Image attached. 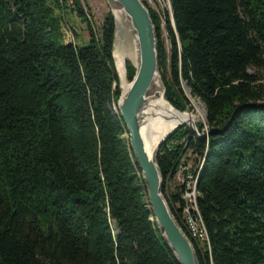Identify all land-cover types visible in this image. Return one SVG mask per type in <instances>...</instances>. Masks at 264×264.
<instances>
[{
	"label": "trees",
	"instance_id": "1",
	"mask_svg": "<svg viewBox=\"0 0 264 264\" xmlns=\"http://www.w3.org/2000/svg\"><path fill=\"white\" fill-rule=\"evenodd\" d=\"M168 3V53L149 10L166 109H187L184 83L206 130L179 126L160 143L161 193L182 227L174 175L189 165L208 236L185 233L197 264H264V0ZM67 10L84 45L65 38ZM87 16L79 0H0V264H178L117 109L114 16L100 32Z\"/></svg>",
	"mask_w": 264,
	"mask_h": 264
},
{
	"label": "water",
	"instance_id": "2",
	"mask_svg": "<svg viewBox=\"0 0 264 264\" xmlns=\"http://www.w3.org/2000/svg\"><path fill=\"white\" fill-rule=\"evenodd\" d=\"M111 1L121 8L136 38L137 61L136 65H133L135 69L134 74L128 81L129 86L126 91L122 93L120 89L116 105L125 125L129 146L144 183L147 203L151 213L150 219L155 221L161 237L171 250L178 264H197L190 240L174 220L161 193L162 181L155 162V153L158 146L174 128L157 143L153 158L147 156L141 135L142 112L147 100L152 95V92L149 90L154 76L158 75L155 28L148 9L141 0ZM115 29L116 25L114 24L112 46L115 39ZM179 126H182V124L176 127ZM192 130L195 132L194 129Z\"/></svg>",
	"mask_w": 264,
	"mask_h": 264
},
{
	"label": "bare ground",
	"instance_id": "3",
	"mask_svg": "<svg viewBox=\"0 0 264 264\" xmlns=\"http://www.w3.org/2000/svg\"><path fill=\"white\" fill-rule=\"evenodd\" d=\"M112 15L115 18L116 29H117V24H118L117 37L114 39L115 54L113 51L112 56H113V59L116 60V63L114 61V67H115V71L119 78L121 91L123 93L128 88L129 83L125 81V77L123 73L124 64H122L121 62L122 56L123 54H125L128 56V58H131V59L134 58L133 59L134 62L131 61V64L136 65L137 45H136V38H135L134 32H133V37H132L130 34L131 26L130 28L127 26L126 22L128 19L126 18L125 14L123 13V11L121 10L119 6H117V9L112 10ZM115 40H116V43H115ZM157 79H158V76L155 75L152 81L151 88H150L152 95L147 100L146 106L142 112L143 122L141 126V135H142L144 148L146 150V154L149 158H153L154 150H155L157 143L162 138H164V136L168 132H170L173 128H175L177 125L179 124H182V125L191 124L193 126L195 125L194 122L190 120L189 118L185 116H181V114L176 113V112L167 111L166 109L167 102L163 94L159 91H153V88L157 85ZM123 80L125 81V83L123 82ZM196 180H197L196 175L194 174V171L192 170L190 174V181H189V190L192 192V197L195 198V199H192V209L197 213V221H198L197 232L200 237V244L204 243V245L206 244L208 246V236H207V233H206V230L202 222L200 213L198 211L197 203H196V197L198 195L196 191V185H195ZM175 206L179 207V211L181 210V204L179 205L177 203L175 204ZM180 220H181V215H180ZM181 223H182L184 233H187V236H189L190 238L195 239L192 236L191 229H187L185 226V223L182 220H181Z\"/></svg>",
	"mask_w": 264,
	"mask_h": 264
},
{
	"label": "rangeland",
	"instance_id": "4",
	"mask_svg": "<svg viewBox=\"0 0 264 264\" xmlns=\"http://www.w3.org/2000/svg\"><path fill=\"white\" fill-rule=\"evenodd\" d=\"M141 1L144 2L143 4H145L144 6L148 9V12L150 10V11H153L155 13V16L157 17L158 22H159V26H160L159 37L163 43V48L165 49V52L167 51V53H168V39H167V33H166L164 23H163L164 14L165 13H167L168 15L170 14L168 1L167 0H141ZM67 2L69 4V1H67ZM79 2H80V5H82L84 7V9L88 12L87 17L91 21L96 32H100L99 31L100 26H101V23L103 21V18H104V15L106 14V12L108 11L113 18L112 10L117 9V5L114 4L111 0H79ZM62 21L64 22L63 23L64 25L66 24L65 25L66 26L65 27V35H66L65 38H66V40L71 41L74 44L84 45L86 43V39H87V32H86L84 23L81 22L78 19V17L75 16V14L73 12H69L68 10L63 15ZM113 24L116 25L115 18L113 20ZM126 24L130 28L128 20H127ZM117 30H118V24H117V29H115V38L117 37ZM130 34L133 37V31L131 30V28H130ZM115 43H116V40H115ZM112 49H113L114 54H115L114 44L112 46ZM123 56L127 57L123 61L122 64H124L123 65V73H124L125 81L128 82L129 80L127 79V76H126L125 63L127 61H130V63H131V61H133L134 58L133 59L128 58V56L125 54H123ZM114 61L116 63L115 59H114ZM130 63H129V65L133 68V74H134L135 69H134L133 65ZM259 73L262 76V81H264V72L259 71ZM133 74H132V76H133ZM157 74H158L157 75L158 76L157 85L153 88V91H159L162 94H164V87H163V84H162L160 76H159L158 68H157ZM132 76H131V78H132ZM117 77H118V75H117ZM125 81L123 80L124 83H125ZM118 88H119V90L121 89L119 78H118ZM182 88H183L184 94L187 97L189 103L187 104V109L181 110L183 112L180 114H181V116H185V117L189 118L195 124L194 126L191 124H186V125H182V127H188L191 130L194 129L196 133H200V132H198V128L200 126L202 132L205 133V130H206L205 108H204L203 103L197 97L191 96L189 94V90L186 88L184 83H182ZM166 102H167V100H166ZM191 127H193V128H191ZM173 185H174L173 179L165 181L164 186H163L165 193L170 191L172 189Z\"/></svg>",
	"mask_w": 264,
	"mask_h": 264
},
{
	"label": "built area",
	"instance_id": "5",
	"mask_svg": "<svg viewBox=\"0 0 264 264\" xmlns=\"http://www.w3.org/2000/svg\"><path fill=\"white\" fill-rule=\"evenodd\" d=\"M189 165L180 163L177 172L174 175V180L181 185L179 189V197L181 200V220L185 223L187 229H191L192 236L200 243V237L197 232V213L192 209V192L189 190L190 174Z\"/></svg>",
	"mask_w": 264,
	"mask_h": 264
}]
</instances>
